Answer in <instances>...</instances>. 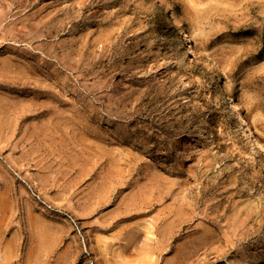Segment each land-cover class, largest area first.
<instances>
[{"label": "rangeland", "instance_id": "obj_1", "mask_svg": "<svg viewBox=\"0 0 264 264\" xmlns=\"http://www.w3.org/2000/svg\"><path fill=\"white\" fill-rule=\"evenodd\" d=\"M0 11V264H264V151L212 76L264 136V3Z\"/></svg>", "mask_w": 264, "mask_h": 264}, {"label": "bare ground", "instance_id": "obj_2", "mask_svg": "<svg viewBox=\"0 0 264 264\" xmlns=\"http://www.w3.org/2000/svg\"><path fill=\"white\" fill-rule=\"evenodd\" d=\"M157 3V2H156ZM28 4H29V2H28ZM41 4V3H40ZM43 4V3H42ZM79 4V3H78ZM59 5V4H58ZM57 5V6H58ZM66 5H67V3H66ZM17 6V5H16ZM15 6V7H16ZM26 6V5H25ZM42 6V5H41ZM40 6V7H41ZM44 6V5H43ZM56 6V5H55ZM64 6V5H63ZM68 6V5H67ZM161 6V5H160ZM33 7H35V6H33ZM39 7V8H40ZM46 7V6H45ZM45 7H42L41 9H44ZM72 7V6H71ZM36 8V7H35ZM37 8H38V6H37ZM54 8V7H53ZM52 8V9H53ZM57 8V7H56ZM63 8V7H62ZM68 8H69V6H68ZM67 8V9H68ZM162 8V7H161ZM161 8H159L158 9V15L162 18V22H164V24H165V26L166 27H170V33L172 34V38L174 39V40H176V41H178L179 43H180V48L182 49L181 51L183 52V54L184 55H190L191 56V58L193 57L194 59H195V61H196V63H199V58H198V56L195 54V52H194V50H193V43H192V41H191V38H189V36L185 33V32H183V31H181V29H178V27H176V24H174V22L172 21V18H170L169 16L170 15H168L166 12H165V10H163V8L161 9ZM21 9V8H20ZM40 9V10H41ZM55 9V8H54ZM53 9V10H54ZM65 9V8H64ZM74 9H76V8H74ZM19 10V9H18ZM18 10H15V11H18ZM33 10V9H32ZM45 10H47V9H45ZM63 10V9H62ZM69 10V9H68ZM79 10V9H78ZM30 11H31V9H30ZM39 10H37L36 12H38ZM56 11V10H55ZM67 11V10H66ZM76 11V10H75ZM33 12H35V11H33ZM51 12V11H50ZM53 12V11H52ZM58 12V11H57ZM65 12V11H64ZM77 12V11H76ZM157 12V11H156ZM0 13H1V11H0ZM42 13V12H41ZM44 13V12H43ZM42 13V14H43ZM47 13H49V12H47ZM65 13H67V12H65ZM72 13H74V12H72ZM71 13V14H72ZM12 14H14V13H12ZM27 14V13H26ZM38 14V13H37ZM56 14V13H55ZM58 14V13H57ZM1 15V14H0ZM30 15V14H29ZM31 15H32V13H31ZM30 15V16H31ZM33 15H34V13H33ZM36 15V14H35ZM34 15V16H35ZM46 15H50V13L49 14H46ZM45 15V16H46ZM54 15V14H53ZM22 16H23V14H22ZM30 16H28L29 17V19H31L32 18V16H31V18H30ZM62 16H64V14L62 15ZM71 16V15H70ZM73 16H75V15H73ZM24 17V16H23ZM66 17H69V16H66ZM0 18H3L2 17V15H1V17ZM25 18H27V15H25ZM38 18V17H37ZM39 18H40V16H39ZM48 18V20H49V17H47ZM59 18V17H58ZM28 19V18H27ZM42 19V18H41ZM55 19V18H54ZM62 19V18H61ZM65 19V18H64ZM63 19V20H64ZM35 20H37V19H35ZM48 20H45V21H48ZM50 20H52V18L50 19ZM60 20V19H59ZM59 20H57V24L60 22ZM70 20V19H69ZM2 21V20H1ZM0 21V22H1ZM13 21V20H12ZM59 21V22H58ZM53 22V21H52ZM63 22H65V21H63ZM43 23V22H42ZM13 24H15V23H13ZM37 25H38V23H36ZM40 24V23H39ZM43 26H44V24H42ZM45 25H47V24H45ZM3 26V25H2ZM7 27V26H6ZM6 27H5V29H6ZM43 28V27H42ZM41 28V29H42ZM44 28L46 29V26H44ZM51 28V27H50ZM55 28V27H54ZM40 29V31H42ZM44 29V31H46ZM48 29H49V27H48ZM7 30V29H6ZM55 30V29H54ZM54 30H52V32L54 31ZM3 31V30H2ZM38 31V30H37ZM4 32H6V31H4ZM48 31H46V34L47 35H49L48 33H47ZM9 33V32H8ZM42 33V32H41ZM49 33H51V32H49ZM54 33H56V32H53V34ZM5 35V33H2V35ZM35 34V33H34ZM44 34V33H43ZM52 34V33H51ZM40 34H38V36H39ZM18 36V35H17ZM22 36V35H21ZM31 36L33 37V34H31ZM50 36V35H49ZM52 36V35H51ZM1 37V36H0ZM5 37V36H4ZM24 37V36H23ZM82 41V40H81ZM83 42V41H82ZM82 44V43H81ZM7 47H8V45H7ZM12 47V46H11ZM81 47V46H80ZM6 50V49H5ZM8 50V49H7ZM10 50V49H9ZM50 50H52V49H50ZM11 51V50H10ZM12 53V52H11ZM14 54V53H13ZM12 55V54H11ZM10 54H9V56H11ZM5 56H8V54L7 55H5ZM13 56V55H12ZM15 56V55H14ZM20 57V56H19ZM188 57V56H187ZM9 58V57H8ZM14 58V57H13ZM15 58H17L16 56H15ZM10 59V58H9ZM19 59V58H18ZM17 59V60H18ZM21 59H22V56H21ZM211 59V58H210ZM20 60V59H19ZM215 60V59H214ZM211 61V60H210ZM6 62H7V60H6ZM217 63V62H216ZM209 67V66H208ZM208 70H209V68H208ZM213 71V70H212ZM218 74V73H217ZM213 76V78H214V88H215V97H216V99L220 102V104L224 107V111H228V113H230V115L232 116V121H234V123L240 128V130L242 131V133L247 137V138H249L253 143H254V145L257 147V148H259V149H261V150H263L264 151V136H262V134L261 133H259L258 132V130L251 124V122L247 119V117L245 116V112L243 111V108L240 106V104L238 103V102H236L234 99H232L229 95H227V94H225V91H224V89H223V87L221 86V83H220V81L219 80H222V78L220 79V77H219V75H212ZM226 104V105H225ZM1 115V114H0ZM240 131V132H241ZM185 197V196H184ZM174 218H175V215L173 216ZM172 217V218H173ZM173 218V219H174ZM168 221V220H167ZM173 222V221H172ZM173 223H175V222H173ZM173 225V224H172ZM165 226H166V224H165ZM170 226V225H169ZM167 227V226H166ZM171 227V226H170ZM173 227V226H172ZM46 237V236H45ZM207 237V236H206ZM39 259V258H38ZM37 259V260H38ZM36 260V261H37ZM41 260H39V262H40ZM38 262V263H39Z\"/></svg>", "mask_w": 264, "mask_h": 264}, {"label": "clouds", "instance_id": "obj_3", "mask_svg": "<svg viewBox=\"0 0 264 264\" xmlns=\"http://www.w3.org/2000/svg\"><path fill=\"white\" fill-rule=\"evenodd\" d=\"M260 3H264V0H259ZM207 27L204 28V33L207 32ZM193 31V25L189 24V33H191ZM197 38H200V39H203L204 38V35L201 34V33H197Z\"/></svg>", "mask_w": 264, "mask_h": 264}]
</instances>
